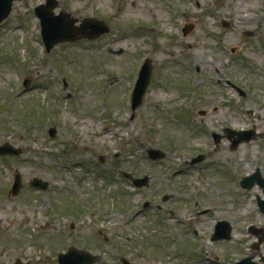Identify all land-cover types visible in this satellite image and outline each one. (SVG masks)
Instances as JSON below:
<instances>
[{
	"label": "rangeland",
	"instance_id": "374dc122",
	"mask_svg": "<svg viewBox=\"0 0 264 264\" xmlns=\"http://www.w3.org/2000/svg\"><path fill=\"white\" fill-rule=\"evenodd\" d=\"M45 3L16 2L0 27V145L23 150L0 158V264H54L49 257L69 246L96 264L250 256L264 193L241 182L264 176V0H59L57 13L97 18L112 33L49 55L35 13ZM138 57L154 75L132 119ZM227 129L256 137L233 147ZM151 149L168 158L148 160ZM16 174L24 185L14 197ZM125 174L150 176L152 186L135 191ZM33 178L49 190L33 189ZM223 222L232 240L213 242ZM259 249L264 256V241Z\"/></svg>",
	"mask_w": 264,
	"mask_h": 264
},
{
	"label": "water",
	"instance_id": "95a60500",
	"mask_svg": "<svg viewBox=\"0 0 264 264\" xmlns=\"http://www.w3.org/2000/svg\"><path fill=\"white\" fill-rule=\"evenodd\" d=\"M21 0H0V26L4 21H6L10 14L12 13V7L14 2ZM58 7L57 0H48L47 5L40 6L36 9V15L42 21V37L46 47V52L50 53L57 45L67 42H76L78 39H97L110 32V28L104 23L97 21L95 19L85 20L81 27H76L78 20L73 19L70 15L61 13L56 16L54 11ZM152 78V69L150 67V62L144 68L142 72V77L137 85L134 94V106L133 110L136 111L141 105L146 93V90L150 84ZM55 135V132H52ZM240 139L248 137V134H239ZM243 141V140H241ZM246 141H249L248 139ZM21 154L20 150H14L10 145H5L0 147V156ZM255 184H258L264 189V180L262 179L260 173L252 178L246 179L243 182V187L252 188ZM33 186L40 189H46L40 180H35ZM21 181L20 177H17L14 191L17 193L20 190ZM261 211L264 213V203L260 204ZM230 234V229H229ZM229 238V236H228ZM86 256V255H85ZM87 257V256H86ZM87 259H89L87 257ZM250 260V259H249ZM95 259L90 258L87 264L94 263ZM241 264V263H240ZM242 264H248V260L244 261Z\"/></svg>",
	"mask_w": 264,
	"mask_h": 264
},
{
	"label": "flooded vegetation",
	"instance_id": "af4514ba",
	"mask_svg": "<svg viewBox=\"0 0 264 264\" xmlns=\"http://www.w3.org/2000/svg\"><path fill=\"white\" fill-rule=\"evenodd\" d=\"M153 181V180H152ZM150 185H151V183H150ZM152 186V185H151ZM66 206V208L67 209H69V210H72V207H71V204H66L65 205ZM161 207L159 206V209H160ZM162 209V208H161ZM70 247V246H69ZM254 262L256 263V264H264V256H263V259H255L254 260Z\"/></svg>",
	"mask_w": 264,
	"mask_h": 264
}]
</instances>
